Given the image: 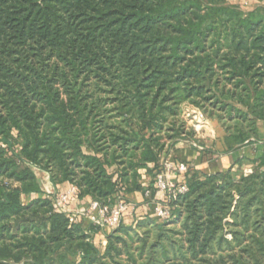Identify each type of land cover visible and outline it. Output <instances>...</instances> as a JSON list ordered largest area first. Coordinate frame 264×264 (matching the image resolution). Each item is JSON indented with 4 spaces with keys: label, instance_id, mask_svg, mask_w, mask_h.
<instances>
[{
    "label": "trees",
    "instance_id": "trees-1",
    "mask_svg": "<svg viewBox=\"0 0 264 264\" xmlns=\"http://www.w3.org/2000/svg\"><path fill=\"white\" fill-rule=\"evenodd\" d=\"M229 1L0 0V264H264V152L246 175L193 170L172 221L125 218L102 251L33 171L85 201L143 195L183 103L216 119L219 153L258 140L264 0Z\"/></svg>",
    "mask_w": 264,
    "mask_h": 264
},
{
    "label": "built area",
    "instance_id": "built-area-1",
    "mask_svg": "<svg viewBox=\"0 0 264 264\" xmlns=\"http://www.w3.org/2000/svg\"><path fill=\"white\" fill-rule=\"evenodd\" d=\"M185 115L192 123L194 139L199 141L216 137L213 124L202 109L189 107L185 110ZM194 139L190 140L191 143L201 150L202 146L195 144ZM197 169H199L198 166L191 163L162 158L160 169L154 173L152 184L144 186L143 194L146 206L156 218L166 222L174 219L176 200L188 192L187 175ZM260 169L264 171V164ZM252 170L253 166L250 165L243 169L242 174H249ZM46 183L47 188L41 187L42 191L52 200L54 211L66 214L70 225L84 222L103 232L114 229L125 218L134 217L137 214L138 207L126 199L124 187H120L119 192L106 201L94 199L78 201L79 189L76 185L67 184L54 194L48 176H46Z\"/></svg>",
    "mask_w": 264,
    "mask_h": 264
},
{
    "label": "crops",
    "instance_id": "crops-1",
    "mask_svg": "<svg viewBox=\"0 0 264 264\" xmlns=\"http://www.w3.org/2000/svg\"><path fill=\"white\" fill-rule=\"evenodd\" d=\"M250 1L254 4V7L262 4V2L258 0H250ZM257 128H258V140H255L253 143L247 144L239 148L238 150L229 152L227 154H222L218 152V150H221L220 146L222 145L219 137L223 133L221 129L215 128L217 138L216 137L214 139L208 138L201 141L204 143L205 147H207L208 144H210V147L214 152L207 153L209 155L206 156L200 154L199 152L200 150H198L197 147L194 146L190 140H181L168 151L165 157L170 159L178 158L180 160L189 162L191 164L198 166L199 169H202L207 173L230 170L235 175V177H238L239 174H242V171L245 167H248L250 165L253 166L254 165L253 160L258 159L264 152V122L258 121ZM139 173H140L139 183L141 185L148 186L152 184L151 182L153 180V177L148 175L145 169H140ZM49 184L53 189L54 185L51 183V181H49ZM66 185L67 184L64 183L61 186L64 187ZM125 197L127 198V200L137 205L138 207L136 214L137 218L143 219L147 214L151 212L149 207L146 206V201L143 198L141 191H132L126 193ZM94 242L97 246L99 245L101 249L103 248L105 243L103 232L98 231L94 235Z\"/></svg>",
    "mask_w": 264,
    "mask_h": 264
},
{
    "label": "rangeland",
    "instance_id": "rangeland-1",
    "mask_svg": "<svg viewBox=\"0 0 264 264\" xmlns=\"http://www.w3.org/2000/svg\"><path fill=\"white\" fill-rule=\"evenodd\" d=\"M230 4H237L240 6L241 9H243L244 11H248V10H251L253 9L254 7V4L250 1V0H231L229 1ZM191 108V107H196L194 106L193 104L191 103H183L181 105V111H180V114H179V117H178V122L181 124V126L183 127V131L185 132V136H184V140H191V139H194L193 138V129L191 128V122H190V118L189 117H186L185 115V110L188 109V108ZM209 120L211 121V123L213 124V127L215 129V126H214V123L215 125H219L218 122L216 121V119L214 117H210L209 114L207 115ZM162 135V134H160ZM164 135V134H163ZM168 138L166 137V135H164L160 142H164V144H167L169 143ZM202 140H199L198 139H194V143L197 144V145H204L203 142H201ZM203 143V144H202ZM206 144V143H205ZM208 144V143H207ZM166 146V145H165ZM210 149H212L210 147V144H208V146ZM33 171L35 172L36 176L38 177V180L40 182V186L42 187V189L44 188H47V183H46V176L49 177L48 173L45 172V171H42L40 170L39 168L37 167H33ZM50 181V180H49ZM139 232H142V229H138ZM132 233V232H131ZM98 248L101 250V247H99L98 245Z\"/></svg>",
    "mask_w": 264,
    "mask_h": 264
}]
</instances>
